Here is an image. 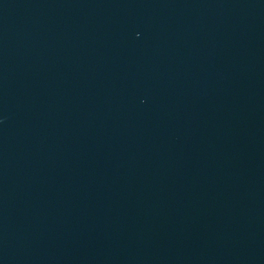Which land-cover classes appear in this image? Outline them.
Masks as SVG:
<instances>
[{
  "label": "water",
  "instance_id": "obj_1",
  "mask_svg": "<svg viewBox=\"0 0 264 264\" xmlns=\"http://www.w3.org/2000/svg\"><path fill=\"white\" fill-rule=\"evenodd\" d=\"M0 264H264V0H0Z\"/></svg>",
  "mask_w": 264,
  "mask_h": 264
}]
</instances>
